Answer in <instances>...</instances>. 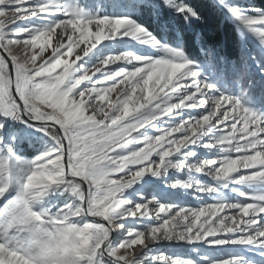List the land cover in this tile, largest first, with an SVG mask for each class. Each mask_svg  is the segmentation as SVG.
I'll return each mask as SVG.
<instances>
[{"label":"snow or ice","instance_id":"1","mask_svg":"<svg viewBox=\"0 0 264 264\" xmlns=\"http://www.w3.org/2000/svg\"><path fill=\"white\" fill-rule=\"evenodd\" d=\"M218 3L239 63L144 26L146 10L198 22L185 0H0V264L264 257V7ZM146 177L195 203L150 195Z\"/></svg>","mask_w":264,"mask_h":264},{"label":"trees","instance_id":"2","mask_svg":"<svg viewBox=\"0 0 264 264\" xmlns=\"http://www.w3.org/2000/svg\"><path fill=\"white\" fill-rule=\"evenodd\" d=\"M258 7H264V0H252ZM200 14L198 22L184 24L182 19L174 17L167 9L162 11L159 21L146 10L141 19L144 26L153 31L158 38L164 33L163 27L168 28V38H175V30L184 33L185 47L190 55H200L201 42L213 47L218 57H227L229 60L239 63L241 56V42L234 24L226 18V15L211 0H185Z\"/></svg>","mask_w":264,"mask_h":264},{"label":"rangeland","instance_id":"3","mask_svg":"<svg viewBox=\"0 0 264 264\" xmlns=\"http://www.w3.org/2000/svg\"><path fill=\"white\" fill-rule=\"evenodd\" d=\"M217 7H219V9L222 10V12L226 15L225 11L223 8H221L219 6L218 0H211ZM97 3H112V4H117V8H119L120 4L124 2V0H96ZM230 2H240V3H246L248 2V0H230ZM253 2V1H252ZM109 11H111L112 9L109 8ZM9 16L13 15L12 12L8 13ZM139 15V14H138ZM0 19H3L2 17H0ZM232 22V21H231ZM233 23V22H232ZM53 43L55 44L56 41L54 40ZM243 44L245 45V49L248 53H260L261 50L258 46V42L256 39L249 37H246V39L243 41ZM82 47V46H81ZM77 51H79L77 49ZM251 63V62H250ZM253 71H256L255 68H253ZM257 104L260 103H264V99L257 97ZM32 150L25 145L23 147V154L25 156H30L31 155ZM176 178H180L183 179L185 177H182L179 173H175L174 174ZM194 175L197 176V178L204 180L205 182L209 181L208 177H204L201 176L200 174H195ZM145 182L146 183H152V184H156L159 185L154 191L150 192V195H156L162 199L164 198H172V199H176L179 202H182L185 204V206H188L190 204L195 203V201H192L191 199H187V197H185L183 195V193L181 192V190L176 189V190H172V189H168L163 187L162 184H160V182L158 181H152L151 178H145ZM149 246L151 247V242H149ZM157 250L159 252H163V253H175V254H185L187 251V246L184 245H176L175 243H171V242H167V241H161L157 246H156ZM141 250L140 246H136L135 251L138 254ZM262 251L261 249H253V250H248V249H244L243 252L244 254L251 260L254 262V264H264V257L259 255V252Z\"/></svg>","mask_w":264,"mask_h":264}]
</instances>
